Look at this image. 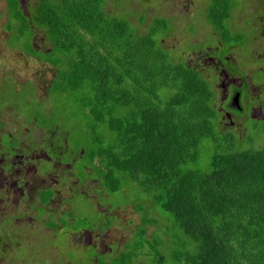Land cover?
Instances as JSON below:
<instances>
[{
    "label": "trees",
    "instance_id": "1",
    "mask_svg": "<svg viewBox=\"0 0 264 264\" xmlns=\"http://www.w3.org/2000/svg\"><path fill=\"white\" fill-rule=\"evenodd\" d=\"M132 1L39 0L26 14L12 0L7 24L13 46L49 65V95L92 123L104 190L139 214L142 235L109 264H264V124L226 125L214 80L167 42L183 33L172 10ZM207 2L215 27L244 7Z\"/></svg>",
    "mask_w": 264,
    "mask_h": 264
},
{
    "label": "flooded vegetation",
    "instance_id": "2",
    "mask_svg": "<svg viewBox=\"0 0 264 264\" xmlns=\"http://www.w3.org/2000/svg\"><path fill=\"white\" fill-rule=\"evenodd\" d=\"M1 1L5 19L0 23L2 48L17 49L18 54H21L18 57L29 58L24 55L26 50L13 46L9 41L10 33L5 25L14 8L12 5L11 9L12 0ZM38 1L18 0L26 14H30L29 8ZM207 1L202 7L201 1H162L163 7L172 10L171 14L178 21L184 18L186 25L196 22L199 19L197 15H202V19L198 20L201 24L197 35L187 33L188 30L182 34L181 58L214 80L220 98L221 116L226 125L241 129L243 125L247 128L249 122H263L264 0H242L244 7L234 9L230 18L223 20L225 23L217 27L204 22ZM168 2L171 5L167 6ZM36 33L33 45L39 47L36 44L37 36L40 41H44V38L39 35V29ZM222 33L225 34L224 39ZM176 38V35L169 34L167 42L171 43L170 40ZM180 45L172 43L171 49H178ZM1 64L3 68L11 70L17 66L10 56H6V61ZM15 75L13 72L14 81L19 80ZM236 95L239 107L233 106ZM7 109L12 110V107ZM27 112L26 108L17 116L6 111L3 106L0 108V264L2 260L3 264H36V261L27 262L24 255L22 263L18 262V252L16 254L13 251L22 239L34 242L39 239L48 240L47 246L54 249V254L63 249L91 251L92 254H87L88 262H85L84 255L81 256L82 261L80 255L77 256L79 264H105L103 261L109 264L111 258L120 253L122 246L133 237L132 232L125 230L122 239H115V236L110 235V230L118 224L123 229L122 222H128L138 213L129 204L114 206L111 202L105 204L99 201L100 198L109 197L110 193L104 190L101 180L93 173L85 145L75 147L74 131L71 128L65 131L61 129L59 121L46 108L39 112L38 117L42 119L37 118L38 112L32 107ZM86 186L100 189L99 198L94 192H88ZM75 195H82L80 198L88 203L84 208L86 213H83L80 220L88 223L72 232L64 230L63 233L67 235H60L62 233H56V230L65 228L68 223L72 224L74 216L79 212L75 210L76 201L70 200ZM128 206L132 207V211L128 210ZM93 212L103 213L102 220L108 226L90 228L88 225L91 222L87 215ZM138 220L139 215V223ZM93 232L95 235H92ZM102 237L103 244L99 242ZM105 237L112 239L106 240ZM76 238L81 240L77 248L73 245ZM113 244L114 248L111 247ZM7 255L10 256L6 260ZM65 264H73V261H65Z\"/></svg>",
    "mask_w": 264,
    "mask_h": 264
},
{
    "label": "rangeland",
    "instance_id": "3",
    "mask_svg": "<svg viewBox=\"0 0 264 264\" xmlns=\"http://www.w3.org/2000/svg\"><path fill=\"white\" fill-rule=\"evenodd\" d=\"M140 1L141 0H133L132 3L139 4ZM151 1H158V0H151ZM161 1L162 0H159V2ZM164 1L166 2L167 0H164ZM194 1L196 3H199L201 1L200 7H202L203 3L206 0H194ZM1 5H2V1L0 0V23L5 20L4 15L2 14L4 10L1 8ZM169 5L171 4L168 2L167 6ZM180 13L181 11H179V14ZM185 21L186 20H184V18L180 19L178 25L180 24V27L184 31L183 33L186 34L185 29L187 31L189 27H188V24L186 25ZM187 23H189V21H187ZM5 28L7 29V25H5ZM178 31L182 32L181 30H178ZM180 39L181 38L179 36V38L171 39L170 42L177 43L178 45L181 43L180 46H183L182 40ZM9 41L11 40L9 39ZM2 47L4 46L3 44H1V41H0V108L3 106V108L6 109V111H10L11 114H14L17 116L19 114H22L26 108L28 110L27 113H29V111L31 110V107L35 109L37 112H40V110H44L46 108L49 111L51 110V112L53 113V118L58 119V120L63 119L62 121H64V123L61 129L65 131L67 127H69L74 131L76 148L81 147L83 145L87 146L91 141H93L96 135H94L95 133L93 131L92 123L89 121H86L85 123H82L79 121V120H83V118L81 117V113L78 110V108L74 106V104L62 105L60 104V100L58 99L57 96L47 95L48 87L50 86L48 80L52 78V75L47 72L49 70V65H44L42 63H39L35 59H32V58L25 59V56L18 57V56H21V54H18L17 49L2 48ZM8 47H11V45H8ZM24 55L28 56V53H24ZM6 56L12 57V61L16 62L17 66L13 67L14 70H11V68L9 69L3 68L4 65L1 63L6 61ZM13 72L16 73L15 76L19 80L14 81ZM20 79L26 80V81L23 82V81H20ZM35 84L37 85V87ZM37 88H39L38 92H37ZM7 107L8 108L12 107V110L7 109ZM60 112L63 113L64 117H61L62 114ZM28 119H30V117H28ZM262 123L264 124V121ZM250 125L251 124L248 123V126ZM101 132L104 133L103 130L101 131V128H100L99 133ZM86 189L88 190V192H94V194H96L99 198L100 192H101L100 189L96 187L89 188L87 186H86ZM80 197H83V196L75 195V196H72L70 199L71 201L72 200H74V202L76 201L77 208L75 210L79 211L76 214V217L74 216V222L72 224L68 223L65 228L56 230V233L61 232L62 234L60 235H67V233H63L64 230H68L69 232H72V231H75V228H78L82 225H86L88 223V221L84 223L80 221L83 213H86V210L84 208L88 206V203L85 202L86 200L81 199ZM99 201L105 204L111 202L114 206H118L119 204H126L121 194L119 193L112 194V192L110 193L109 197L100 198ZM132 207L134 209L135 206H132ZM132 207L128 206V210L132 211ZM140 215H142V213H140ZM62 216L65 217L64 214ZM102 216H103V213H99V212H93L87 215L88 219L90 220L89 222H91V224L88 226L90 228H97V229H99V227L101 226H104V228L107 227L108 225L104 224L105 222L102 220ZM137 216L135 214V216H132L128 220V222H122L121 227L123 229H121L120 225L118 224L116 228L110 230L111 232L110 235L112 237L115 236V239H122L126 231L132 232V236H133L132 238H135L138 235H142V225L137 222ZM56 219H58V217H56ZM38 235H41V234H38ZM92 235H95V232H93ZM112 237H105V238L106 240H109V239H112ZM22 240L23 241L20 242V245L17 246V249H14L13 251V252H16V251L18 252V258H19L18 262L19 263H22V259L24 255L27 262L33 263L34 261H36L35 262L36 264H65V261H68V260H72L73 264H79L78 263L79 258H77L78 255H80L79 257L81 261L83 259L81 256L84 255V259L86 262L87 254H92L91 251L90 252H78L77 249H75V251L63 249L60 251H56V254H54V251H53L54 249H52L51 247L49 248L47 246L48 240L39 239L36 242H34L33 240L28 241L27 239H22ZM93 240H95V238H93ZM99 242L101 244L104 243L103 237L101 240H99ZM130 242L131 241L128 240L124 244V246H122L123 247L122 249H124L125 246H127ZM80 244H81L80 238L78 239L76 238L73 243L75 248L79 247ZM114 245L115 244L111 245V247L114 248ZM28 248H30L29 251H28ZM35 254H36V259H34ZM9 256L10 255L6 256V260ZM74 258H75V261H74ZM2 264H3V260H2Z\"/></svg>",
    "mask_w": 264,
    "mask_h": 264
},
{
    "label": "water",
    "instance_id": "4",
    "mask_svg": "<svg viewBox=\"0 0 264 264\" xmlns=\"http://www.w3.org/2000/svg\"><path fill=\"white\" fill-rule=\"evenodd\" d=\"M233 106L239 107V101H238L237 95L235 96V98L233 100Z\"/></svg>",
    "mask_w": 264,
    "mask_h": 264
},
{
    "label": "clouds",
    "instance_id": "5",
    "mask_svg": "<svg viewBox=\"0 0 264 264\" xmlns=\"http://www.w3.org/2000/svg\"><path fill=\"white\" fill-rule=\"evenodd\" d=\"M34 82V81H33ZM35 83V82H34ZM36 85V84H35ZM38 90H39V88H38Z\"/></svg>",
    "mask_w": 264,
    "mask_h": 264
}]
</instances>
